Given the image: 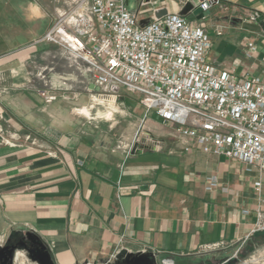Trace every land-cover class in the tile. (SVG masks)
<instances>
[{"label":"crops","instance_id":"1","mask_svg":"<svg viewBox=\"0 0 264 264\" xmlns=\"http://www.w3.org/2000/svg\"><path fill=\"white\" fill-rule=\"evenodd\" d=\"M221 1L224 9L202 20L183 17L207 24L209 64L259 76L264 34L234 32L228 19L242 11L264 21V0ZM73 2L63 0L56 15ZM163 5L178 15L183 8L155 0L144 16ZM4 6L11 12L5 16ZM34 10L0 3V126L19 142L0 144V246L10 235L31 233L53 264H108L123 249L180 262L247 243L256 210L264 212V172L203 153L174 124L147 112L138 96L100 104L85 65L41 41L55 17L35 37L34 22L47 16ZM222 29L227 34L217 36ZM248 40L257 44L251 55ZM40 91L55 101L46 103ZM26 136L35 145H23Z\"/></svg>","mask_w":264,"mask_h":264},{"label":"built area","instance_id":"2","mask_svg":"<svg viewBox=\"0 0 264 264\" xmlns=\"http://www.w3.org/2000/svg\"><path fill=\"white\" fill-rule=\"evenodd\" d=\"M149 2L140 0L135 10L128 0H74L71 8L57 14L41 41L82 62L101 92L139 96L147 112L174 124L203 153L264 172V72L240 77L215 68L208 62L211 43L204 29L178 14L157 19L153 8L144 16ZM179 3H191L202 12L224 7L221 0ZM246 50L255 53V41L248 40ZM40 95L46 103L55 101L45 91ZM0 138L10 146L19 143L6 140L1 127ZM255 190L261 191L259 182ZM255 213L254 232H264V212Z\"/></svg>","mask_w":264,"mask_h":264},{"label":"rangeland","instance_id":"3","mask_svg":"<svg viewBox=\"0 0 264 264\" xmlns=\"http://www.w3.org/2000/svg\"><path fill=\"white\" fill-rule=\"evenodd\" d=\"M154 1L155 0H150V2L148 1L150 4L147 5L146 7L150 8ZM174 1H178L179 2V0H174ZM139 2H140V0H128V7L136 10L138 8ZM0 3H2L3 5L7 4L9 6L12 5L13 7H18V8L19 7L21 8L24 5L30 4L32 6V8L35 9L34 10V14L36 16L41 15V14L46 15L47 16L46 19H43L41 21L40 20H36L34 22L35 37H38L46 29L47 21L50 19L49 16L55 17V19H56V16H57L56 15V11H57V9H60L62 7L63 0H0ZM3 9H4V11H3L4 16L6 14L8 15V14L11 13L10 10H7L5 6H4ZM144 9H146V8H144ZM153 9H155V8H153ZM218 9H224V7L223 8H218ZM13 13L17 14L19 16V18H21V13L22 12L20 10L13 11ZM241 14L242 15H236V18L234 17V18L228 19L229 23L238 30V31H234V32H241L242 35H246V34H250V33H251V35H255L256 34L255 31L257 29L259 35H263L264 34L259 29L260 23L263 22L262 19L258 18V16H256L254 13H250V14L248 13L247 14V13H244V12L241 11ZM186 18L188 20H191L194 17L191 16V15H187ZM55 19L53 20V23H54ZM51 26H50V28H51ZM199 26L201 28H203L204 31L206 32V29L208 27H207V24L205 22L204 23H200ZM241 26H242V30H240ZM48 30H47V32H48ZM234 32H229L230 33L229 36H231V37L234 36L235 37V33ZM218 33H220V35L217 34V36H222V35L227 34V31L225 33V29H222V30H218ZM237 34L238 33H236V35ZM215 55H216L215 57L218 56V54H215ZM209 57H211V50H210ZM37 76L41 80L46 81L45 85L47 87H49V82L45 79L44 75L38 74ZM40 92H42V91H40ZM100 93H101L102 96L98 98L99 102H100V104H104L106 106L108 104L107 102H110L112 98H114L118 102L119 99L121 97H123V96L130 97V98L132 96H134V95L127 94V93H125L123 91H121L117 96H111V95H109L107 93H104V92H100ZM39 95H40V93H39ZM137 98H138L137 102H140V104H141V98L139 96ZM1 129L3 131V137L6 138V140H9L10 138L7 136L5 130L2 127H1ZM26 137L30 138L29 141H25ZM26 137L24 138L23 145L27 144V145L31 146L30 143H31L32 140L36 143V139L35 138H31L30 136H26ZM0 144L4 145V146H10L8 144H5V142L2 143L1 142V138H0ZM14 237H15L14 235H10L8 240L4 244H2L0 246V248H2L5 244H7ZM249 242H250V240L247 243H244L242 246H240L238 249H236L234 251L228 250V251L217 252V251H215L216 249L214 248V249H211V250H205L204 252H200L195 257H192L190 259H186L184 261L177 262V261H174V260L162 259V260L156 261V264H162V261H164V260L170 261L172 264H264V244L263 245H259L252 252H250V249H249V246H248ZM246 250H248V251H246ZM170 262H166V264H171ZM12 264H36V263H34L32 260H30L29 256L27 255V253L25 251H23L21 249H18L17 251H15V253L13 255Z\"/></svg>","mask_w":264,"mask_h":264},{"label":"water","instance_id":"4","mask_svg":"<svg viewBox=\"0 0 264 264\" xmlns=\"http://www.w3.org/2000/svg\"><path fill=\"white\" fill-rule=\"evenodd\" d=\"M147 2L149 0H146ZM155 18L160 19L168 13L165 6H160L153 9ZM210 12H202L200 8H194L191 3H186L181 11L179 12L180 16H187L191 14L197 20H202L209 15ZM146 21L141 22L144 25ZM264 30V21L260 23ZM25 238L30 240L35 246L33 256H29L30 260L36 262L37 264H53L49 253L46 251V248L42 245L39 238L31 233H26ZM7 249V247L0 248V255ZM16 250L15 247L11 248L10 254ZM108 264H156V260L151 254H142V253H130L126 250H120L118 254L114 257L113 262Z\"/></svg>","mask_w":264,"mask_h":264},{"label":"flooded vegetation","instance_id":"5","mask_svg":"<svg viewBox=\"0 0 264 264\" xmlns=\"http://www.w3.org/2000/svg\"><path fill=\"white\" fill-rule=\"evenodd\" d=\"M3 247H7V249L0 255V264H12L13 255L18 249L25 251L28 256H33V252L35 250V246L33 245V243L27 238H25L24 235L15 236ZM13 247H15L16 250L11 255L10 251Z\"/></svg>","mask_w":264,"mask_h":264},{"label":"trees","instance_id":"6","mask_svg":"<svg viewBox=\"0 0 264 264\" xmlns=\"http://www.w3.org/2000/svg\"><path fill=\"white\" fill-rule=\"evenodd\" d=\"M263 244H264V232L254 233L252 238L250 239V242L248 243L250 252H252L259 245H263Z\"/></svg>","mask_w":264,"mask_h":264}]
</instances>
